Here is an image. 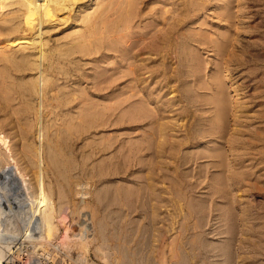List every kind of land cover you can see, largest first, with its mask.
Listing matches in <instances>:
<instances>
[{
    "label": "bare ground",
    "instance_id": "6f19581e",
    "mask_svg": "<svg viewBox=\"0 0 264 264\" xmlns=\"http://www.w3.org/2000/svg\"><path fill=\"white\" fill-rule=\"evenodd\" d=\"M88 1L0 0V99L10 103L13 92L19 91L25 97V106L13 109L12 114H18L21 117L18 121L22 120L29 126L28 129L20 126L15 132L16 126L8 114L0 116V264H95L91 260L92 255L112 264H169L171 246L167 227L159 226L161 222L153 216L152 233L149 235L147 228L144 233L132 218L133 214L139 213V206L130 205L127 207L129 213L123 214L121 205L117 204V209H114L113 204L108 203L101 215L93 212L90 222L79 220V231L73 229L74 216L83 217L86 211L89 212V199L97 198L98 202H103V197L97 193L95 197L92 195L90 179L83 183L69 176L76 169L74 157H69L73 153L72 146L67 144L68 139L63 132L58 133V138L62 136L59 142L52 139L47 129L58 125L68 128V136L91 130L97 136L101 129L106 132L110 126L119 124L142 129L141 138L118 143L113 137L103 134L96 137L99 141H94L99 150L84 157L85 167L88 160L101 154V160L92 172L98 168L101 176L110 177L105 182L106 186L112 184V177L118 179L116 191L112 188L107 191V200L134 199L137 182L130 179H141L147 172L151 183L143 188L144 191H155L156 200L163 203L161 193L167 194L172 190L173 195L184 202L180 211L183 219L194 218L193 230L201 229L198 237L194 234V238L192 236L193 239L185 243L183 252L190 249L192 257H188L189 252H186L187 257L181 256L178 264H189V258L193 260L191 264H246L243 257L250 249L248 234L253 229L252 216L255 213L238 206L241 194H238L235 180L244 175L236 172L231 155L218 148L216 141L230 125V100L234 99L224 81L230 75L227 66L223 63L221 73L212 75L213 85H207L203 81L201 57L192 46L197 41L189 39L185 33L175 34L177 26L173 29L167 27L169 30L147 53L149 59L154 55L160 57L159 75L163 78L169 73L166 65L171 55L176 58L177 67L165 86L174 83L167 94L177 95L167 102L180 106L170 117L175 122L165 121L168 117L156 102L161 100L149 96L140 95L138 100L130 102L136 96L133 94L115 104L95 102L80 85L69 87L72 70L78 72L82 58H94L105 49L125 52L130 40L128 33L138 16L139 0H107L93 12L82 16L84 28H73L52 44L51 28L67 25L71 20L78 22ZM206 1L189 0V5L201 7ZM185 12L186 9L177 12L181 17L179 22L184 20ZM173 18H170L172 22ZM175 21L178 22L177 19ZM150 37L153 41V35ZM215 47L224 51L230 46L228 42H218ZM58 75L67 80L65 85L58 82ZM192 78H196L195 82L191 81ZM202 91L207 94H201ZM50 99L57 102L55 109L60 111L54 117H49L46 111ZM202 102L210 108L207 111L209 118L197 121L191 109H201ZM30 113H33L32 119ZM195 138L200 142L205 138L213 141L210 146L198 149L201 144ZM186 145L190 146L187 148ZM201 160H206V163L201 164ZM194 166L196 168L192 169ZM186 167L193 175L196 170L191 179L197 177L199 185L207 182L205 196L188 199L184 194V179L191 175L183 172ZM89 171L84 169L85 173ZM128 176H131L129 180ZM126 181L133 182L134 186L120 185ZM120 191L125 192L121 198ZM116 216L124 218V223L117 229L114 227L112 239L106 221L114 225ZM175 223L177 220L171 222L173 226ZM109 250L113 252L108 253ZM76 252L77 258L74 256ZM256 264H264V261Z\"/></svg>",
    "mask_w": 264,
    "mask_h": 264
},
{
    "label": "rangeland",
    "instance_id": "374dc122",
    "mask_svg": "<svg viewBox=\"0 0 264 264\" xmlns=\"http://www.w3.org/2000/svg\"><path fill=\"white\" fill-rule=\"evenodd\" d=\"M106 1L107 0H90L87 2L86 8L83 11L81 17H79L78 22H75V20H71L67 25H56L55 27L51 28L52 31L50 33V39L52 44H55L57 40L64 38V36L68 32L72 31L73 28H75V30H78V28H84L85 23L82 20V16L86 13L93 12L100 5L105 4ZM185 1L139 0V7L137 10L138 16H136L132 24V28L128 33V38L130 40L129 44H126L127 48L125 52H123L122 50L115 51L105 49L99 54L95 55L94 58L93 56L82 58V60H80L81 62L79 65V71L75 72L74 70H72L73 77L71 82L69 83V87L71 88L73 86L80 85L81 88L85 89L87 94L91 96L95 102H99L100 104H107V102L115 104L122 100L130 98L133 94H136V96L131 99L130 102L138 100L140 98V95L145 97L149 96L152 99H160V102H156L158 103V106L162 108V111L165 112V116L168 117L167 119H165V121L175 122V120L172 121L173 119L170 117L175 114L174 112L178 110L180 106L177 105V103H174L173 105L172 102H167L173 98L172 96L177 95L167 94L170 87L174 85V83H171L170 85H168V87L165 86L166 84H168L169 79H171L170 76L172 77L173 70L175 69V67H177V64H175L176 58L174 57V54L173 56L171 55V58L169 60L170 62L166 65V69H168L169 73L165 78H163L162 75H159V70H161L160 57L154 55V57H151V59L153 60L149 59L150 56L147 53L148 49H150L153 45L156 46L160 38H162L167 30L173 29L175 26H177L175 28L176 31L174 30L176 32H174L175 34H178L179 36L180 33H185L189 37V39H194L197 41V43L193 42L192 46L198 50L201 57V61L204 65L202 75L204 78L203 81L207 85L209 83L213 85L212 75L214 72L221 73V65L224 63L229 70L228 74H230L228 78H224V81L228 88V91L230 92L231 96L234 97V99L230 100V119L228 123V125L230 124V127L228 126L216 141L219 145L218 148L221 147L231 155L232 160L235 164L236 172L239 175H241V173L244 175L243 177H241V179L235 180V182L237 183L236 187L239 189L238 194H241L238 198V206L240 208L245 207L246 209L253 211L255 215L252 216L254 218L252 222V233L250 232L248 234L250 249L247 250L246 253L248 254H245L243 258L244 260L246 258V264H256V262L264 261V0H207L205 4L201 6L202 8L200 6L191 7L189 5V0ZM182 9H186V12L184 13V20L182 19V21L184 22H179V20H181V17L180 15H177V12L180 13ZM167 10H169L171 14ZM166 11L168 14L166 13L164 16V13ZM174 14H176L177 16ZM173 16L176 17L178 21L177 23L179 25L176 23V19L173 18ZM162 17H166L167 19H164ZM170 18H173L174 22H172ZM163 19L167 20L170 24ZM80 22L82 24H80ZM166 23L168 24V26H166ZM167 27L169 29H167ZM158 29H161L163 32L159 31ZM157 33L158 35H156ZM151 35H153V41L150 40L152 38L150 37ZM218 42H228V47H230L224 51H220L215 47V44H218ZM140 48L143 50V52ZM146 68H148L147 71ZM132 70H135L134 73L132 72ZM13 73H15V71H13ZM57 79L58 82L62 85H65L64 82L67 81L63 78L62 75H58ZM195 80L196 78L191 79V81L194 82ZM138 83L139 85H137ZM201 94L204 95L207 94V92L202 91ZM12 99L13 101L10 103H6L5 101L0 99V109H2L0 116H2V114H8L10 120L12 121V124L16 126L15 132L20 126L22 128L26 127L25 129H28V124H26L22 120L20 122L18 121V119L21 118L18 114H12L14 112L13 109L21 108L24 105L25 97L22 96L18 91L16 93L13 92ZM35 101L38 100L35 98ZM30 102H32V100ZM162 103H165V105H161ZM47 105L48 107L46 108V111L48 112L49 117H54L56 114L60 113L58 109H55V106L57 105L56 101L50 99L47 102ZM154 105L152 107H154ZM200 105L202 107L201 109H191V111L196 115L195 119L197 121L209 118V114L207 113V111L210 108L203 102ZM29 116L31 119L34 117L33 113H30ZM112 119H115V117ZM109 128L106 132H103V129H101L97 136H94V133L91 132L92 130L90 132L87 131L85 133H77L74 136H68V128L65 126L60 127L58 125L53 128L49 126V128L47 129V133H50L52 139H55V141L59 140V142L61 141L62 136L58 138V133L61 132L62 134L63 132L65 138L68 139L67 144L69 143L68 145L72 146L73 150L71 151L73 153H71L69 157H74L73 160L76 165V169H73L71 173H69V176L73 177L74 181H82L83 183H86L90 179L88 181L90 182L89 184L91 186L89 187V189L92 190V192L94 191L92 195L95 197L97 193L100 194V197H103V202H98L97 198L89 199V212L86 211L87 213L85 212L83 217L77 215L74 216L73 229L77 232L79 231V220L83 223H85V219L87 222H90L92 220L91 215L93 212L95 214L98 213L99 215H101V211H103V208L108 203H112L114 209H117V204H119V207L121 205L123 214L129 213L127 207H129L130 205L132 207L139 206V213L133 215L131 214L133 216L132 218L136 220L135 225H140L139 228L142 229V231L147 228V233L150 235V233H152V230L154 229L151 226V221H153L152 217H157L158 221L161 222L159 226L164 225L168 230L167 237L171 246V250L168 254V261L170 259L172 260H170L168 263L172 264L173 262V264H178L183 256L187 257L188 253L186 254V252L190 251V249L189 251L187 249V251L183 252L184 249H186L185 243L189 241L190 238L193 239L194 234H196V237H198L197 235L201 234V229L193 230V225L195 223L194 218H189L187 220L183 219L180 211L184 202H180V200H178L173 195L172 190H169L167 194L161 193V197L164 200L163 203H161L160 200H156L155 191H144L143 188L148 186V183H151L148 180L149 174L147 172L144 173L141 179L140 177L131 178V176H128V180L129 178H131V181H135V183L137 182L135 188V190L137 191V196L134 199L132 198L131 200L121 201L117 197L119 200H116L117 203L116 201H113V199L107 200V191H111L109 190L111 188L114 190L116 184L119 181H117L118 179H116V177H112V184L106 186L107 184L105 182L106 180L108 181L110 177H103V175L101 176L98 168H95L92 172V168H94L95 165L100 162L101 154L92 157V159L88 160L87 166H83L84 157L90 154L92 151L99 150V147L94 142L99 141L96 140V137L98 138L104 134V136L113 137L118 141V143H127L128 141L140 139V136L142 134V129H136L134 126L125 124L113 125ZM197 141L200 142L199 139H196V142ZM211 141H213L212 138H205V141L203 140L200 142L201 145L198 149L210 146ZM37 143L39 144L38 141ZM97 147L98 149H96ZM185 147H187V145ZM67 157L66 160H68ZM200 163L204 164L206 163V160H201ZM85 168H87V171L88 169L91 171L85 173ZM193 168H196V166L192 167V169ZM183 172L191 174L187 179H184V194L187 195L186 197H189L188 199H191V197L205 196L204 194L205 192L207 193L208 190L205 189L207 187V182L199 185L197 177L191 179V177L195 175L196 170L194 172V175L190 172V169L188 167L183 169ZM211 172H214V169H211ZM52 178H54L53 175ZM241 180H243L244 183H242L243 181L241 182ZM132 183L126 181L122 182L120 185L130 186V184ZM132 186H134V184H132ZM119 194L121 198V196H124L125 192L120 191ZM150 195L152 196V198L150 197ZM115 199L116 198H114V200ZM76 201L79 202V200ZM132 202H134V205ZM143 204L146 205L143 206ZM142 206L145 207V209H142ZM77 217L79 218L77 219ZM115 218L116 219L114 220V225H111L109 221H106L109 236L111 238L112 235L114 236L113 230H115V228L117 229L118 227H121V225L123 226L124 223V218L120 219L122 217L119 216H116ZM242 218H244L243 215ZM175 219L177 220V223H175L173 226L171 222L176 221ZM183 229L187 231H183ZM260 229L262 230L260 231ZM143 232L145 233V231ZM177 237L179 238V240H177ZM176 240L179 242H177ZM180 246L182 248L178 249L177 247ZM111 252L113 251L109 250L108 253ZM170 253L174 254L171 255ZM190 253L191 252H189L188 257H192V253ZM74 256L75 258H77V252L76 254H74ZM110 256H112V254ZM98 259L99 258H97L95 255H92L91 257L92 262L95 264L109 263H105ZM188 261L189 264L193 262L191 258H189ZM109 264L112 263L110 262Z\"/></svg>",
    "mask_w": 264,
    "mask_h": 264
}]
</instances>
